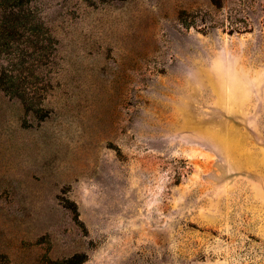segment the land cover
I'll use <instances>...</instances> for the list:
<instances>
[{
  "label": "rangeland",
  "instance_id": "374dc122",
  "mask_svg": "<svg viewBox=\"0 0 264 264\" xmlns=\"http://www.w3.org/2000/svg\"><path fill=\"white\" fill-rule=\"evenodd\" d=\"M264 264V0H0V264Z\"/></svg>",
  "mask_w": 264,
  "mask_h": 264
},
{
  "label": "trees",
  "instance_id": "16d2710c",
  "mask_svg": "<svg viewBox=\"0 0 264 264\" xmlns=\"http://www.w3.org/2000/svg\"><path fill=\"white\" fill-rule=\"evenodd\" d=\"M80 255L79 254H76V255H73L72 257L66 259L64 262L66 264H80Z\"/></svg>",
  "mask_w": 264,
  "mask_h": 264
}]
</instances>
